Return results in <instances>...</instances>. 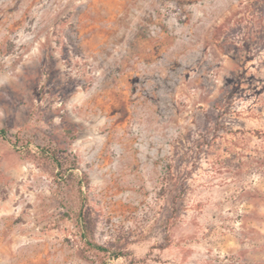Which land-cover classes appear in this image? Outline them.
Returning <instances> with one entry per match:
<instances>
[{
    "label": "rangeland",
    "instance_id": "374dc122",
    "mask_svg": "<svg viewBox=\"0 0 264 264\" xmlns=\"http://www.w3.org/2000/svg\"><path fill=\"white\" fill-rule=\"evenodd\" d=\"M2 129L0 264H264V0H0Z\"/></svg>",
    "mask_w": 264,
    "mask_h": 264
},
{
    "label": "trees",
    "instance_id": "16d2710c",
    "mask_svg": "<svg viewBox=\"0 0 264 264\" xmlns=\"http://www.w3.org/2000/svg\"><path fill=\"white\" fill-rule=\"evenodd\" d=\"M0 134L4 137V138H7V135H6V131L5 130H0ZM40 148V147H39ZM42 152L43 153H46V149L45 148H41ZM49 152V151H47ZM85 239L89 242L90 245L94 246V247H97V248H100L104 251H108L109 249H107L106 247H104L103 245H100L99 243L95 242V241H91L87 235H85ZM122 253H116L115 256L116 257H119Z\"/></svg>",
    "mask_w": 264,
    "mask_h": 264
}]
</instances>
